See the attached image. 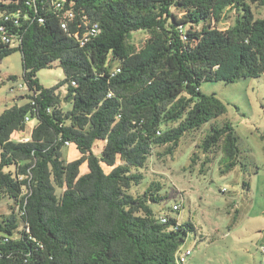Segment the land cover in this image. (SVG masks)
Masks as SVG:
<instances>
[{"label": "trees", "instance_id": "1", "mask_svg": "<svg viewBox=\"0 0 264 264\" xmlns=\"http://www.w3.org/2000/svg\"><path fill=\"white\" fill-rule=\"evenodd\" d=\"M229 11L237 17L223 30ZM93 24L101 32L85 40ZM1 26L18 46L0 44V63L21 52L28 101L0 115V197L14 201L0 222V264H175L195 225L168 213L160 222L159 184L132 189L155 149L173 155L226 113L203 83L264 76V0H0ZM55 62L65 79L47 89L37 73ZM27 118L37 124L23 141ZM199 148L203 168L217 148L229 160L222 173L238 165L230 123L212 126Z\"/></svg>", "mask_w": 264, "mask_h": 264}, {"label": "rangeland", "instance_id": "2", "mask_svg": "<svg viewBox=\"0 0 264 264\" xmlns=\"http://www.w3.org/2000/svg\"><path fill=\"white\" fill-rule=\"evenodd\" d=\"M255 11L260 16L262 11L256 8ZM236 17V11H229L226 20L218 26L227 29ZM145 37L144 33L134 34L136 42ZM12 76L17 80H11ZM37 78L42 86L51 89L62 83L65 75L55 62L53 68L39 71ZM201 91L206 95L216 94L225 104L226 113L185 136L173 155H168L166 148L155 149L143 170L145 180L132 193L138 196L150 185L159 184L162 190L158 194L166 198L152 205L154 211L158 215L168 213L181 223L192 220L197 224L200 235L189 234L183 247L193 249L188 264H264L260 251L264 244V76L233 84L206 82ZM58 93L63 110H69L71 106L65 102L66 86ZM27 94L22 54L17 51L0 63V115L15 105L26 104ZM227 123L238 136V165L222 173L229 160L217 148L203 168L206 155L199 146L212 126L223 127ZM36 124L37 121L28 124L25 138H29ZM62 152L66 161L79 156L74 147H64ZM179 202H182L181 211L172 212ZM13 203L6 196L0 197V222L12 213Z\"/></svg>", "mask_w": 264, "mask_h": 264}, {"label": "built area", "instance_id": "3", "mask_svg": "<svg viewBox=\"0 0 264 264\" xmlns=\"http://www.w3.org/2000/svg\"><path fill=\"white\" fill-rule=\"evenodd\" d=\"M54 5L58 8L61 9L62 5L59 1L55 2ZM15 18L17 19L18 16H15ZM74 18V13L72 11H67L65 12V19L63 21L62 27L64 29H67L68 27V21L72 20ZM8 20V18H7ZM16 23H18V21H16ZM101 32L100 27L98 24H93L91 25L90 30L86 33L85 35V40H87V38L89 36H96ZM0 44H5L10 46L11 48H15L18 46V42L15 41L11 35H9V32L7 31V28L5 26H1L0 27ZM76 83H73V86H75ZM27 122L30 123V119L27 118ZM23 141H28L27 138H24ZM66 146H70V143H66ZM182 208V202L176 203L173 207H172V212L174 213H178L179 211H181ZM159 220L161 223L166 224L169 221V217L167 214H162L159 216ZM260 251L262 253L263 256V260H264V246H261ZM193 255V249L189 248V249H180L176 255H175V264H188L189 259L191 258V256Z\"/></svg>", "mask_w": 264, "mask_h": 264}, {"label": "crops", "instance_id": "4", "mask_svg": "<svg viewBox=\"0 0 264 264\" xmlns=\"http://www.w3.org/2000/svg\"><path fill=\"white\" fill-rule=\"evenodd\" d=\"M178 220V219H177ZM178 222H179V224L181 223L179 220H178ZM188 222V221H187ZM189 222H191V223H193L194 225H195V227H196V230H197V234L196 235H200V230L198 229V226H197V224L195 223V222H193L192 220H189ZM195 235V236H196ZM203 237V236H202ZM263 240H264V238H262ZM262 240V241H263ZM261 246H264V244H262ZM261 246H260V248H261ZM186 249H189V248H186ZM193 262H194V258H193V260H192Z\"/></svg>", "mask_w": 264, "mask_h": 264}]
</instances>
